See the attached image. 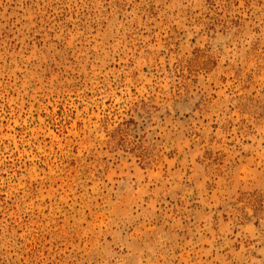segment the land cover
I'll use <instances>...</instances> for the list:
<instances>
[{"label": "rangeland", "instance_id": "1", "mask_svg": "<svg viewBox=\"0 0 264 264\" xmlns=\"http://www.w3.org/2000/svg\"><path fill=\"white\" fill-rule=\"evenodd\" d=\"M0 264H264V0H0Z\"/></svg>", "mask_w": 264, "mask_h": 264}]
</instances>
